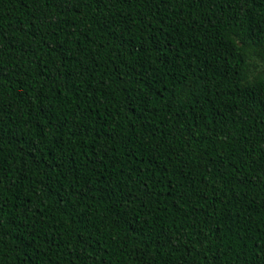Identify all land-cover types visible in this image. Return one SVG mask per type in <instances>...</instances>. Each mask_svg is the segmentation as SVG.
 Returning a JSON list of instances; mask_svg holds the SVG:
<instances>
[{
    "label": "trees",
    "instance_id": "obj_1",
    "mask_svg": "<svg viewBox=\"0 0 264 264\" xmlns=\"http://www.w3.org/2000/svg\"><path fill=\"white\" fill-rule=\"evenodd\" d=\"M0 264H264V0H0Z\"/></svg>",
    "mask_w": 264,
    "mask_h": 264
}]
</instances>
